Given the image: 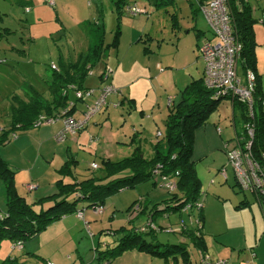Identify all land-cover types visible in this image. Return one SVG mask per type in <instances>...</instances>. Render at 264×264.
<instances>
[{
	"label": "rangeland",
	"instance_id": "obj_1",
	"mask_svg": "<svg viewBox=\"0 0 264 264\" xmlns=\"http://www.w3.org/2000/svg\"><path fill=\"white\" fill-rule=\"evenodd\" d=\"M25 1H27L25 4L29 3L30 12L25 10V4H21L20 0H0V58L6 59V63H0V128L6 125L9 120L10 97L13 93L22 95L23 85L30 83L45 98L49 99L50 93L44 78L51 75L50 64L57 65L60 58L75 59L78 54L86 51L89 44L95 43L97 36L93 24L97 17L96 6L98 7L95 0H55L53 6L47 4L46 0ZM129 1L135 4L138 10L143 11L132 16L123 10L117 48L109 46L105 51V57L91 66L85 77L84 86L90 89L98 88L102 83L99 81V75L107 68L110 70V80L112 72L118 65L117 61L121 59L122 66L119 70L124 68V79L128 82L125 85L126 88L116 86L120 88L121 94L128 95L130 87L129 91L132 90L134 95H138L140 103L146 106L144 114L147 117L151 115V108L157 111L158 107L161 109L160 114L164 116L168 103L167 95L177 96L175 94L177 89L171 80L170 73L173 72L176 76L175 83L179 85L181 83L179 76L183 74L184 70L181 65L190 60L193 66V76L200 75L203 61L196 46L199 40H196L195 32L197 29L204 31L206 35H209L210 32L200 10L196 8V4H191L189 0H172L161 5L153 3L152 0ZM99 4L104 28L103 41L107 45L112 42L115 34L116 13L110 0H99ZM144 47L149 48V51L145 52ZM157 63L161 66L160 68L156 67ZM168 66L169 68H167ZM166 69H170L169 75H161L160 81L157 80L160 70ZM137 73L140 78L133 79L131 82L129 79ZM262 77L264 78V74ZM160 83L162 85L165 83L166 89H163ZM119 95H110L107 100L112 103L109 102L107 108L101 113L94 114L87 123L88 128L87 126L83 128L81 134L77 132L75 136H69L65 142H59L54 137L58 131L57 127L60 126L58 120H55L51 123L41 122L39 125L16 130L12 132V138L7 143L0 145L1 157L14 172V186L22 192V196L27 202L30 201L28 203L57 191L56 182L59 176L62 177L59 168L64 160L69 159V156L76 160L74 169L77 179H82L90 173H99V170L92 169L90 164L95 163L100 167V160L105 154L109 153L110 159L117 160L131 153V144L129 146L122 142H110L111 137H108L111 134L124 136L120 131L124 118L127 119L125 122L127 130L132 129L126 107L119 104L115 106L121 100ZM68 96L69 102H75L71 89L68 90ZM92 101L93 97H88L83 102L76 101L74 116L80 118L86 105L91 104ZM137 114L139 113H136L135 116L141 118ZM156 115L155 120L163 129V122L160 121L161 117L158 112ZM213 116L220 121L219 126L222 130L227 129L228 126L232 137L231 107L227 100L221 102ZM241 127L242 124L237 118L238 132H242ZM153 132L155 133L154 126ZM154 133L145 132L144 135L147 140H154L156 137ZM91 137L94 140H90ZM143 148H145L143 149L144 155H149L151 148L148 146ZM203 167L197 163L195 165L201 181L202 193L199 201L206 213L203 232L207 242V252H199L189 239H183L176 232L159 231L155 235L156 240L163 243L184 242L190 254L189 264H205V261L208 264H214L220 260L227 262L226 257L229 255L232 256V260H236V255L241 252L232 251L227 240H236L239 236L228 234L219 238L216 231H221L220 228H224L222 212L225 211V205L223 202L227 201L226 198L234 196L238 201L243 197V192L239 186H233L235 184L234 171L229 163H226L225 166L228 177L226 180L221 172L204 173ZM37 184L43 186L41 192L28 190L27 186H36ZM48 187H52L51 191L47 190L45 195L40 196V193ZM4 189V183L0 180V207L2 209L5 207ZM137 193L147 195L150 200L146 206L149 207L155 200L159 201L167 196V188L160 185L153 187L151 180H148L133 188L114 193L107 199L108 209L103 215L93 214L91 208H88L87 211L84 210L85 214L89 212L92 216L89 230L84 227L83 220L77 219L75 216L74 226L70 230L73 238L69 231L61 233H59L61 230L54 231L53 226L60 219L55 220L46 226L36 238L24 242V249L32 250L35 253L33 256L24 254L26 251L23 250V247L11 250L10 242L2 240L0 242V261L7 255L21 254L27 258L23 264H46L47 259L54 264H96L95 248L102 250L105 249V246H113L117 238V235H114V230L120 226L129 228L146 221L144 216L133 217L134 223L130 220L128 222L126 219L127 208L137 198ZM154 193L157 196H153ZM158 193H161L163 198L157 200L160 198ZM250 193L244 194L250 197ZM113 204L115 205L113 206ZM35 208L37 209L38 205ZM112 212L114 213L113 223L109 219ZM262 212L264 213V203ZM144 214L146 215V212ZM84 219L88 220L86 216ZM195 219V215L192 214L182 213L180 218L177 213H174L170 214L168 219L157 216L153 222L157 226H166L168 230L171 228L179 230L180 220L192 225ZM69 224L71 223L69 222ZM183 228L184 226L181 229ZM253 229L254 224H249L246 228L250 237L253 234ZM252 251L247 249V253L250 255H252ZM254 252L255 256H252V260L246 264H264V248L254 249ZM145 256L135 258L129 264H165L163 259L150 257L149 254H145ZM116 262L122 264V259ZM170 262L169 264H171ZM177 264L187 263L178 259Z\"/></svg>",
	"mask_w": 264,
	"mask_h": 264
},
{
	"label": "trees",
	"instance_id": "obj_2",
	"mask_svg": "<svg viewBox=\"0 0 264 264\" xmlns=\"http://www.w3.org/2000/svg\"><path fill=\"white\" fill-rule=\"evenodd\" d=\"M110 1L116 13V30L112 42L107 45L104 44L101 7L99 0H95V3H98V7L96 6L97 17L93 22L97 35L95 43L89 44L86 51L78 54L73 60L60 58L57 65L50 64L51 75L44 78L50 93L49 99L45 98L30 83L23 85L22 95L17 93L11 95L9 120L6 125L0 128V145L7 143L12 138V132L38 125L44 118L58 120L62 116H73V112L76 110L75 102L86 100V98H77L75 91L87 89L84 86V81L91 66L105 57V51L109 46L117 48L120 19L124 14L123 10L128 5L133 4L129 0ZM171 1L152 0L153 3L160 5ZM189 1L191 4H196V1L202 2V0ZM227 1L232 33L240 44V50L236 58V74L242 82L248 71L254 75V87L251 94L253 117L249 118L246 104L238 98L226 94H217L207 88L203 83L202 72L200 77L192 78L180 90L177 102L172 103L170 101L167 114L164 117L163 132H158L157 139L150 146L151 151L147 156L144 155L142 148V138L134 133L129 141L133 148L128 156L117 160L102 157L100 167L96 168L99 173H90L80 180L73 175L72 168L76 160L69 156V159H66L59 168V173L62 178L69 177L72 181L64 182L59 177L56 182V192L28 203L17 192L13 183L14 172L0 155V180L4 183L5 188V207L0 210V242L2 240L9 241L11 250L22 249L26 240L36 238L46 226L65 215L78 211H83L84 215L85 209H93L96 205L104 206L107 199L114 193L133 188L141 182L151 180L153 186L155 184L164 186L166 181L172 180L175 182V188L173 190L167 188L165 198L154 202L149 207L146 206L145 212L149 222L138 228L134 226L129 228L125 226L118 227L113 231L114 235H117L113 246H105V249L102 250L95 248V262L96 264H104L105 262L110 264L111 260L122 252L136 250L163 259L165 264H169V261H171V264H177L178 259L189 264L190 254L184 242L163 243L156 240V233L162 230L176 232L183 239H189L199 252L205 251L202 234L203 205L199 201L202 193L201 182L196 173L195 162L192 159L195 131L208 122L210 116L219 109V105L223 100H227L231 106L233 122L234 118L237 117L242 124V132L237 131L228 143L237 138L243 139L244 125L248 120H251L253 137L250 144V153L256 159H264V109L261 105V101L264 99V90L260 75L256 71V42L253 30L255 19L247 1ZM196 8L198 9L197 4ZM195 35L199 38L197 48L204 37H211V34L206 35L200 29L196 30ZM147 49L144 47V51H147ZM0 63H6V59L0 58ZM104 73H107L106 78H109L110 72H106L105 69L99 75L100 82L102 78L104 79ZM70 89L75 100L72 103L69 102L68 98V90ZM118 90L114 94H121L120 88ZM123 102L128 104V109L134 107L132 98L121 97L119 103L122 104ZM244 138L246 137L244 136ZM235 185L236 183L233 186ZM258 197L264 203V198ZM144 203L143 197L138 198L131 203L127 210L132 213L141 212ZM35 205H38L37 209ZM135 205L137 209H135ZM241 205L237 204L236 208ZM174 213H177L178 216L182 213L195 215V222L189 225L180 220L179 230H173L171 227V230H168L166 226H157L153 222L157 216L168 219L170 214ZM182 226H184L183 229H181ZM24 254L35 255L33 251L28 250ZM26 259L21 254L7 255L6 258L0 261V264H23Z\"/></svg>",
	"mask_w": 264,
	"mask_h": 264
},
{
	"label": "crops",
	"instance_id": "obj_3",
	"mask_svg": "<svg viewBox=\"0 0 264 264\" xmlns=\"http://www.w3.org/2000/svg\"><path fill=\"white\" fill-rule=\"evenodd\" d=\"M25 2H27V1H25V0L21 1L20 0L21 4H25ZM30 2H36V0H30ZM247 3L250 5V7L252 9L251 10L252 16L255 19V23L253 25V30H254V39L256 42V45H255L256 71L260 75L261 85H262V88L264 90V78L262 77L264 74L263 73L264 72V0H247ZM28 4L29 3L25 4L24 7H29ZM28 11L30 12V10H28ZM195 37H196V35H195ZM196 40H199V38H197ZM147 51H149V48L147 49ZM147 51H145V52H147ZM117 57H118V55H117ZM187 58L189 59V56ZM117 64L118 65L116 66V68L112 72V76H111L110 80H109V78H105V79L102 78L101 79V82H102L101 85L105 84V83H110V84L117 86V87L126 88L125 85H127L128 82L125 81V79H124V71L125 70L123 67L121 70H119V68L122 66L121 65V59L117 61ZM157 66L159 68L161 67L158 63L156 64V67ZM181 66H183L184 70L182 72L183 74L181 76H179V80L181 81V83L179 85L175 83L174 78L176 76L173 74V72H172V74L169 72L171 67H170V69L160 70L159 76L156 78L158 80L161 75H169V73H170L171 80L177 89L175 91L176 92L175 94H177L176 97H174L173 94L167 95L168 103L166 106L165 115L167 114L170 101L172 103H175L179 100L178 91L180 92V90L192 78L200 77L202 75V72H203V68H202L200 75L197 77H194L193 76V66H192V62L190 60H188L187 62H184L183 65H181ZM167 68H169V66ZM164 73H167V74H164ZM130 76H131V74H130ZM136 78H140L139 73L132 76V78H130L129 80L132 82V80L136 79ZM159 81H160V79H159ZM164 84L165 83H163V85H162V83H160V85L163 87V89H166V87H164ZM129 88H128V92H127L128 95L125 96V95L120 94L119 96L122 98L123 97L132 98L134 100V107L131 109H128L129 106H128V104H126V102H123L122 104L117 103L115 106H117L119 104L120 106L126 107L127 115L129 116L130 125H131L132 129L127 130V127H125V122H127V119L124 118L122 121V125L120 127V131L126 137H124L123 135L119 136V134L118 135L117 134L116 135L111 134L108 136V137H111L109 140H110V142H115V143L122 142V143L129 145V141H130L132 134L137 133L139 135V137L142 138V148L146 147V146L150 147L152 145V143H154L156 141L158 132L161 133V132H163V129H164V125L162 127L163 129H161L160 126L158 125V122L155 120L157 118L156 113L158 112L159 116L161 117L160 121H162L163 123H164L165 115L163 116L160 114L161 109H160V107H158L157 111L155 109L151 108V111H150L151 115L147 117L144 114V110H146V106H144L142 103H140V98L138 97V95L137 96L134 95L132 90L129 91ZM109 102H111V101L107 100V105L104 106L99 111L100 113L105 108H107ZM137 109H139L138 112H137ZM99 112H97V113H99ZM136 113H139L137 115L141 118H138L137 116H135ZM73 116H74V114H73ZM75 118H78V117H75ZM234 119H235L234 122H233L232 117H231V120L229 119L231 126H232V129H233L232 137H231V132L228 130V126H227V129H224L225 131L222 130V128L219 126L220 121L218 120V118H215L213 116V114L210 116L207 123H205L203 126H201L200 128H198L195 131L192 159L195 162V165L197 163L199 165L204 166L203 167L204 173L205 172H207L208 174H210V173L216 174L217 172L220 173V168H222L223 166L224 167L226 166V157H225V153L223 151V146H224V144L228 143V141L230 139H232L235 136V133L238 131L236 128V124H235L237 117ZM58 123H60V126L57 127V129L59 131L62 127V120L58 119ZM87 123L85 124V126L83 128H85L87 126ZM153 126L155 127V133L153 132ZM83 128H81V130H79V134H81V132L83 131L82 130ZM87 128H88V126H87ZM145 132L148 134L154 133V136H156V137L154 138V140L150 139L152 141L147 140V138L144 135ZM120 138H122V139H120ZM129 146H131V145H129ZM132 148H133V145L131 146V151H132ZM143 149H145V148H143ZM149 154H150V152H149ZM110 156L111 155L109 153H107L103 157L111 158ZM72 169H73V175H74V177H76L77 174L75 172L74 167ZM196 173L200 179L199 172L197 169H196ZM223 177H224V180L228 179L227 174H226V169H225V176H223ZM60 178H62V177H60ZM62 179L64 182L72 181L69 177H64ZM76 179H77V177H76ZM78 180H80V179H78ZM235 183L238 186L236 180H235ZM48 185H50V183H48ZM156 186H159V185L155 184L153 187H156ZM42 187L43 186H41V184L40 185L37 184L33 188H28V190H30V191L36 190V192L39 193V192H41ZM50 188H52V187H50ZM50 188L48 187V189H45L44 192L40 193V196L45 195L47 190L51 191ZM16 190L21 196L23 195L22 192L18 191V189H16ZM242 192H243V197L241 199L239 198L238 201H236V199L234 198L235 196H234L233 198H229V199L226 198L227 201L223 202V204L225 205V211L222 212L224 228L223 229L220 228L221 231H216V232H218V233H216V235L219 236V238L225 237L228 234H234L236 236H239L238 239L227 240V242H228L229 246L231 247L230 249L232 251L237 250L241 253L236 255V260H232V256H230V255L228 257H226L227 262L225 261V264L226 263H228V264H246L248 261L252 260V256H255L254 249L257 250V249L262 248V247L264 248V241H263V237H264V213L262 212L263 200L260 199L255 192L247 191V190H242ZM246 192L247 193L251 192L250 193L251 196L248 197L247 194H244ZM153 196H157V195H155V193H154ZM159 196H160V198H158L157 200L163 198L161 193H158V197ZM142 197L144 198V202H145L144 206H143V210L141 212L139 211V212H133V213L131 211L130 212L128 211V215L126 217L127 221L128 222H129V220L131 222L133 221L132 223H134L133 217H138V216L139 217L140 216L145 217L146 221H144L143 223H140L138 225H132V227L134 226L135 228L143 226L145 223L149 222L148 216H147V214L145 215L144 212L146 210V204L149 203L150 199L147 197V195L145 193H137L136 199L142 198ZM136 199H134V200H136ZM152 200H155V199H152ZM28 202H30V201H28ZM154 202H157V201L155 200ZM117 204H118V202H117ZM237 204H242V205L240 207L236 208ZM114 205L115 204H113V206ZM114 208H117V207H114ZM1 209L2 208L0 207V210ZM107 209H108V207L106 206V203H105V205L103 206V211H102L101 215L106 213ZM135 209H137V208H135ZM85 211H87V209ZM92 213L95 214L93 212V210H92ZM84 214H85V212H84ZM205 214L206 213L204 212V207H203V209H202V218H203L202 234H203V240L205 243V251L204 252H207L206 251L207 250V242H206V238H205V233L203 232ZM95 215H97V214H95ZM113 215H114V213L112 212L110 215L111 217H109L111 223H113V221H114ZM181 215L182 214H180L179 217H181ZM75 216L77 217L76 213H72V214H68V215L61 217V219L58 222H55V224L53 223L54 224V226H53L54 231L61 230L59 233L64 232V231L70 232V230H72V226H74V224H73L74 220L73 219H75ZM83 216L84 217L86 216L88 219L87 221H89V222L92 219V216L89 214V212ZM77 219H79V218L77 217ZM69 222L71 224H69ZM249 224H254V229L252 231L253 234L251 233L252 234L251 237L249 236V234L246 230V228L249 226ZM69 234L71 235V238H73L72 233L70 232ZM248 248L253 250L252 255L247 253ZM23 250L27 251L26 249H24V245H23ZM204 252H202V253H204ZM144 253L145 252H140V251H136V250H126V251L122 252L120 255H118L116 258H114L113 259L114 261L112 260L113 262L111 261L110 264H117L116 261L121 260V259H122V264H129L130 262L135 260V258L138 259L139 257H146L145 254H147V253H145V254ZM150 257H153V256H150ZM153 258H155V257H153ZM56 259H58V258L56 257ZM152 259H150V260H152ZM47 260H49V259H47Z\"/></svg>",
	"mask_w": 264,
	"mask_h": 264
},
{
	"label": "built area",
	"instance_id": "obj_4",
	"mask_svg": "<svg viewBox=\"0 0 264 264\" xmlns=\"http://www.w3.org/2000/svg\"><path fill=\"white\" fill-rule=\"evenodd\" d=\"M247 1V0H244ZM50 6L54 5V0H46ZM209 28L211 37H204L198 47V52L203 61V83L217 94H226L238 98L247 106V115L253 117L252 110V90L254 87V75L248 71L242 82L237 76L236 61L240 50V44L236 36L232 33L231 17L227 0H202L201 3L195 2ZM29 10L28 7L25 8ZM125 11L132 16L143 10H138L135 4L128 5ZM106 72H110L106 69ZM104 79L107 73H104ZM112 84H105L98 89L76 90L77 98L94 97L91 104L86 105L81 118L74 116L61 117L62 127L54 135L59 142H65L69 136H75L79 129L89 121V119L99 112L106 104L107 97L118 92ZM264 109V99L261 101ZM57 119H43L42 122H53ZM41 123V122H40ZM39 123V124H40ZM38 124V125H39ZM244 136L246 138H244ZM243 139H235L223 146L226 157V163H229L234 171V177L238 186L242 190L255 192L261 198H264V159H256L250 153V144L253 137V124L251 120L244 125ZM90 140H94L93 137ZM242 141V143H241ZM90 167L96 169L97 165L91 163ZM220 172L225 176V167L220 168ZM164 186L169 190L175 188V182L166 181ZM34 186L29 185L28 188ZM199 206V205H198ZM136 208V205L134 206ZM93 212L100 215L103 211L102 205L93 207ZM78 218L83 220L84 227L89 230V222L84 220L83 211L76 212ZM46 264H53L47 261ZM104 264H107L106 262ZM205 264L206 263L205 261ZM214 264H225V261H216Z\"/></svg>",
	"mask_w": 264,
	"mask_h": 264
},
{
	"label": "clouds",
	"instance_id": "obj_5",
	"mask_svg": "<svg viewBox=\"0 0 264 264\" xmlns=\"http://www.w3.org/2000/svg\"><path fill=\"white\" fill-rule=\"evenodd\" d=\"M98 167V166H97Z\"/></svg>",
	"mask_w": 264,
	"mask_h": 264
}]
</instances>
